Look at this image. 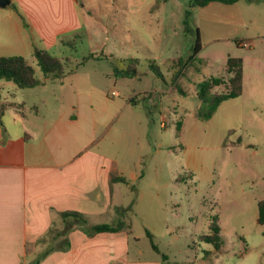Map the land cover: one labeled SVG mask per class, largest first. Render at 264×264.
Instances as JSON below:
<instances>
[{
    "label": "rangeland",
    "instance_id": "374dc122",
    "mask_svg": "<svg viewBox=\"0 0 264 264\" xmlns=\"http://www.w3.org/2000/svg\"><path fill=\"white\" fill-rule=\"evenodd\" d=\"M78 2L80 26L46 49L68 59L61 79H45L37 67L34 48L45 49L42 43L0 33V55L24 56L42 81L33 89L0 81L8 131L20 135L45 118L81 115L73 129L87 142L98 139L93 151L116 161L131 183L120 185L124 207L136 199L122 221L149 255L156 253L146 230L164 264H231L247 249L249 264L264 199V0ZM229 58L243 61V93L201 120L199 85L221 79L211 94L228 92ZM127 69L137 76L116 74ZM216 217L225 253L203 240Z\"/></svg>",
    "mask_w": 264,
    "mask_h": 264
},
{
    "label": "crops",
    "instance_id": "0c3cea01",
    "mask_svg": "<svg viewBox=\"0 0 264 264\" xmlns=\"http://www.w3.org/2000/svg\"><path fill=\"white\" fill-rule=\"evenodd\" d=\"M78 6V0H11L0 8L9 13L0 18V33L25 35L42 43V50L52 49L59 36L80 26ZM6 111L0 116V264H164L161 252L149 255L131 237L132 224L89 235L78 220L61 217L77 212L89 226L116 225V209L124 207V183L113 182L120 177L118 163L93 151L98 139L87 142L73 129L81 115L45 118L19 135L3 122ZM259 226L261 239L249 264H264V224ZM247 239L242 241L249 248ZM49 249L57 250L46 255ZM247 256L248 249L230 263L246 264Z\"/></svg>",
    "mask_w": 264,
    "mask_h": 264
},
{
    "label": "trees",
    "instance_id": "16d2710c",
    "mask_svg": "<svg viewBox=\"0 0 264 264\" xmlns=\"http://www.w3.org/2000/svg\"><path fill=\"white\" fill-rule=\"evenodd\" d=\"M243 0H194L195 5L198 7H206L211 3H222L225 5H234ZM71 45V43H69ZM201 47L199 45V40L194 50V54L190 56L191 60L195 58L200 52ZM34 59L36 61L37 67L40 69L43 77L45 79H61L65 76V65L66 60L61 57L52 56L47 50L37 49L34 52ZM228 72L231 75L229 79V90L224 94L213 95L211 90L217 83H221V79H209L199 85V90L197 95L202 101L203 106L197 113V117L201 120H210L216 113L218 108L222 103L236 99L240 97L243 93V80H244V70L243 61L241 59L229 58L228 62ZM116 74L121 78H134L137 76L135 69H127L125 71L118 72ZM0 81H8L14 83L20 89H33L42 84V81L37 77L36 69L29 63V61L23 56H11V57H0ZM0 100V116L4 114L7 110L5 106L2 107ZM113 182H121L124 184H129L125 178L118 177L114 178ZM133 190H136L135 186H132ZM136 199L132 201L131 205L124 208H117L116 212L120 218L119 223L116 225L101 224L95 226H89L86 217L77 212H65L61 214L63 219H76L82 225L84 230L89 235H94L97 233L104 232H117L122 230L125 223L122 221L124 216H126L134 207ZM258 223L264 224V199L258 203ZM210 234L203 237V240L214 246L217 252H220L223 246V240L221 237V226L219 224V219L216 217L210 227ZM53 234V230L49 235ZM146 235L151 243V247L157 253H160L157 245L154 243V236L146 230ZM57 249H49L45 254ZM163 258L166 257L163 255Z\"/></svg>",
    "mask_w": 264,
    "mask_h": 264
},
{
    "label": "water",
    "instance_id": "95a60500",
    "mask_svg": "<svg viewBox=\"0 0 264 264\" xmlns=\"http://www.w3.org/2000/svg\"><path fill=\"white\" fill-rule=\"evenodd\" d=\"M11 4V0H0V8H6ZM4 132V131H3ZM4 138H6L5 136V132L3 134Z\"/></svg>",
    "mask_w": 264,
    "mask_h": 264
}]
</instances>
